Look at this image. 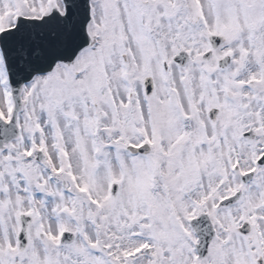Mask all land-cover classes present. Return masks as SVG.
<instances>
[{
  "label": "snow or ice",
  "instance_id": "6c2138e0",
  "mask_svg": "<svg viewBox=\"0 0 264 264\" xmlns=\"http://www.w3.org/2000/svg\"><path fill=\"white\" fill-rule=\"evenodd\" d=\"M0 264H264V0H0Z\"/></svg>",
  "mask_w": 264,
  "mask_h": 264
}]
</instances>
